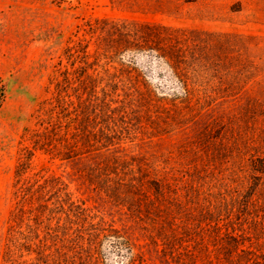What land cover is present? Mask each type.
<instances>
[{
	"label": "rangeland",
	"instance_id": "rangeland-1",
	"mask_svg": "<svg viewBox=\"0 0 264 264\" xmlns=\"http://www.w3.org/2000/svg\"><path fill=\"white\" fill-rule=\"evenodd\" d=\"M0 264H264V0H0Z\"/></svg>",
	"mask_w": 264,
	"mask_h": 264
},
{
	"label": "trees",
	"instance_id": "trees-1",
	"mask_svg": "<svg viewBox=\"0 0 264 264\" xmlns=\"http://www.w3.org/2000/svg\"><path fill=\"white\" fill-rule=\"evenodd\" d=\"M35 145H37V144H35Z\"/></svg>",
	"mask_w": 264,
	"mask_h": 264
}]
</instances>
